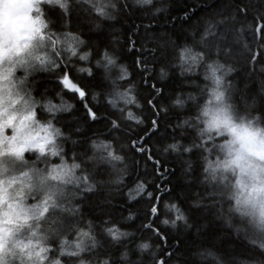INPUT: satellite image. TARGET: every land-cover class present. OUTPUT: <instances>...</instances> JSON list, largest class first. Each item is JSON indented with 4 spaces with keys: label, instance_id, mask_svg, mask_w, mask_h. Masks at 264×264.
Masks as SVG:
<instances>
[{
    "label": "trees",
    "instance_id": "obj_1",
    "mask_svg": "<svg viewBox=\"0 0 264 264\" xmlns=\"http://www.w3.org/2000/svg\"><path fill=\"white\" fill-rule=\"evenodd\" d=\"M115 2V12L104 0L99 4L114 18H102L87 8L70 15L55 6L48 9L55 29L76 25L84 32L93 49L92 61L101 50L115 61L107 67L104 60L99 66L89 61L77 66L69 82L84 90L83 98L53 72L39 73L30 82L37 96H55L57 104L74 105L57 123L75 135L76 150L87 153L89 140L104 141L98 151L122 157L96 170L98 179L114 182L95 191L81 189L74 197L81 207L73 215L95 225L100 243L93 254L108 258L110 264H264L260 242H253L242 221L228 211L231 202L224 183L214 182L218 194L200 183L199 151L184 156L159 150L171 140L189 141L191 133L180 122L194 112L193 98L202 93L203 68L209 60L233 69L227 81L237 105L264 116V0ZM185 48L200 54L196 64L181 61ZM59 68L61 73L70 70L64 63ZM130 86L134 102L125 104L115 92ZM175 98L185 104L172 106ZM128 112L134 119L126 118ZM113 120L119 125L115 129ZM166 202H174L185 217L175 226V214L165 208ZM113 226L127 235L113 240L104 234ZM141 241L150 244L147 252L137 250Z\"/></svg>",
    "mask_w": 264,
    "mask_h": 264
},
{
    "label": "clouds",
    "instance_id": "obj_2",
    "mask_svg": "<svg viewBox=\"0 0 264 264\" xmlns=\"http://www.w3.org/2000/svg\"><path fill=\"white\" fill-rule=\"evenodd\" d=\"M99 4L100 0L0 3V264H110L108 258L93 254L100 243L94 223L77 220L73 213L81 207L74 200L81 189L95 191L114 182L96 175L98 168L114 160L108 151H98L104 141L89 140L87 153L76 150L75 135L57 123L74 105L57 104L55 96H37L30 83L42 72L74 78L80 63L99 66L100 60L106 61L105 50L92 61L90 41L78 26L57 30L46 15V8L53 6L65 15L82 8L98 13ZM104 6L118 10L115 0H104ZM100 16L114 18L106 12ZM61 63L70 70L61 73ZM232 71L217 60L205 64V84L201 95L193 98L194 112L180 122L191 133L189 141L171 140L159 150L184 156L199 151L200 183L215 193L214 182L224 183L231 202L228 211L264 252V116L234 101L227 81ZM96 95L92 93L93 99ZM171 104L181 107L185 101L175 98ZM173 206L180 211L174 202L165 203L166 209ZM103 231L111 236L106 228ZM150 247L147 241L136 245L139 252Z\"/></svg>",
    "mask_w": 264,
    "mask_h": 264
},
{
    "label": "snow or ice",
    "instance_id": "obj_3",
    "mask_svg": "<svg viewBox=\"0 0 264 264\" xmlns=\"http://www.w3.org/2000/svg\"><path fill=\"white\" fill-rule=\"evenodd\" d=\"M140 2L141 3H147L148 0H140ZM97 12L101 15L104 14L102 7L99 5L97 6ZM199 56H200L199 53H192L191 50L188 48H185L180 52V59L182 62H185V63L188 62V60H190L192 64H195L197 62ZM104 59L107 61V64L105 65V67H107V65H112L115 63L114 59L107 54H105ZM79 71L83 72V71H88V70L87 69H80ZM120 71H121L123 77H126L128 75L127 71L124 69L123 66H121ZM61 83H63L65 87H70L71 90L74 91L75 93H77L81 98L84 97V95H85L84 90L75 84H70L67 73L61 79ZM130 88H131V86L129 87V89H125L123 92L116 91L115 92L116 98L122 100L125 104H129V103L134 102V97L132 95H130ZM110 103L113 105V107H115V105H116L115 99L110 100ZM88 116L90 119H93V120L96 118L95 113L91 110L88 111ZM126 118L129 120L134 119L131 112H128L126 114ZM135 119L137 121H139V118H135ZM118 126L119 125H118L117 121L113 120L112 121V128L115 129ZM137 151H142V149H137ZM108 155L114 161H120L121 160V157L120 156H114L112 154L111 150L108 151ZM151 211H152L153 215H155L157 212V207L154 205L152 207ZM171 211L175 214V219L171 221L173 226H175L177 220L183 221L185 219L183 214L178 209H176L175 206L172 207ZM163 223L168 224L169 221L165 220V221H163ZM146 227H147V225H146ZM106 231L111 235L113 240H117L122 235L118 230L115 229V227L106 228Z\"/></svg>",
    "mask_w": 264,
    "mask_h": 264
},
{
    "label": "rangeland",
    "instance_id": "obj_4",
    "mask_svg": "<svg viewBox=\"0 0 264 264\" xmlns=\"http://www.w3.org/2000/svg\"><path fill=\"white\" fill-rule=\"evenodd\" d=\"M4 2V0H0V3H3ZM49 8H46V15H47V17L49 18V23H51L52 25H53V27H55V24H54V21L53 20H51V18L49 17V10H48ZM59 11H61V10H59ZM70 90H71V88L70 87H68ZM74 214V213H73Z\"/></svg>",
    "mask_w": 264,
    "mask_h": 264
}]
</instances>
